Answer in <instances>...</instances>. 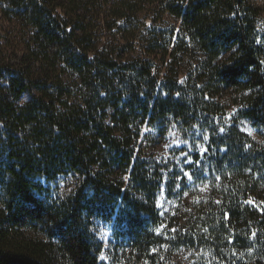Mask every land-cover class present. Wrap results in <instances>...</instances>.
Returning a JSON list of instances; mask_svg holds the SVG:
<instances>
[{
	"label": "trees",
	"instance_id": "1",
	"mask_svg": "<svg viewBox=\"0 0 264 264\" xmlns=\"http://www.w3.org/2000/svg\"><path fill=\"white\" fill-rule=\"evenodd\" d=\"M3 1L7 13L29 30L36 59L44 57V80L30 68L9 73L0 65V79L7 76L0 83V264H101L93 218L110 221L119 201L127 225L123 240L140 254L141 264H173L150 253L151 240L146 246L152 236L145 227L156 221L154 197L162 180L157 169L151 180L138 160L132 163L133 139L146 120L217 126L221 110L214 99L226 90L243 94V116L262 142L235 127H214L205 164L212 174L233 178L218 197L207 198L209 213L204 210L201 223L206 231L197 240L213 242L216 264H264V239L258 236L264 225L262 182L253 179L264 176V32L257 30V13L247 0H147L179 21L182 39L202 53L203 71L190 84L161 78L149 57L124 60L98 50L85 23L92 11L83 16L77 9L74 18L58 0ZM65 70L75 92L62 83ZM23 95L29 101L16 105ZM129 166L135 193L111 180ZM67 173L78 177L76 192L43 199L39 177L54 180ZM231 231L232 244L225 237ZM253 231L263 246L261 257L223 256L224 247L248 250ZM185 242L193 244L194 238Z\"/></svg>",
	"mask_w": 264,
	"mask_h": 264
},
{
	"label": "rangeland",
	"instance_id": "2",
	"mask_svg": "<svg viewBox=\"0 0 264 264\" xmlns=\"http://www.w3.org/2000/svg\"><path fill=\"white\" fill-rule=\"evenodd\" d=\"M58 3H63V7L71 13L70 17L74 18L72 11L77 9H81L82 15L84 11L83 16L87 10L92 11V14L85 16L90 17V21L85 23L93 46L98 50L113 53V56L121 55L124 60L149 57L154 73H159L161 78L182 83L197 81V76L203 71L202 53L182 39L179 21L166 14L157 4L151 5L147 0H58ZM247 3L256 11V27L263 33L264 0H247ZM18 22L14 15L7 13L5 2L0 0V65L8 66L9 73L30 68L34 77L44 80V57L37 54L36 59L35 55L39 53L37 46L29 30ZM60 75L62 83H67L75 92V83L69 70L60 72ZM6 79L7 76L2 74L0 83L5 85ZM208 79L209 76L202 77V80ZM29 99V95H23L16 105L22 106ZM75 99L72 94L69 102L73 103ZM214 101L221 110L214 118L217 126L206 122H195L190 126L173 120L164 124H151L146 120L138 126L139 134L133 139L132 163L138 160L147 177L152 176L157 169L162 180L154 197L156 221L146 223L145 227L152 236L146 246L150 245L151 240L154 244L150 245V253L162 260L168 257L173 264L217 263L210 245L213 242L208 238L204 243L197 240L206 231L201 223L207 198L218 197L222 187H228L233 178L231 175L223 177L212 174L205 164L208 160L205 155L206 146L209 136L214 133V127L223 131L235 127L255 143L262 142L260 131L243 116L245 106L241 92L226 90ZM94 170L98 171L97 166ZM130 170L131 166L114 172L111 180L119 181L123 190L135 193L132 192L135 187L130 182ZM253 179L262 182L259 193L264 198V176H253ZM38 180L46 191L41 197L52 201L69 198L79 187L78 177L72 173L60 174L54 180H46L44 177ZM143 199L145 197H139V200ZM248 201L256 206L254 200ZM120 207L122 204L119 201L116 208H113L110 221L93 218L91 230L102 244L99 261L101 264H141L140 254L134 253L123 240L127 225L123 215L125 211ZM207 213L209 209L205 211ZM136 217L150 220L143 213ZM253 232L251 239L256 235V231ZM232 233L225 235L231 244ZM258 236L264 239V225L263 229L259 227ZM189 237L194 238L193 244L185 242ZM262 249L263 246L254 239L248 250L243 249L241 253V248L235 245L228 249L224 247L221 253L231 260L240 254L244 257H261Z\"/></svg>",
	"mask_w": 264,
	"mask_h": 264
}]
</instances>
